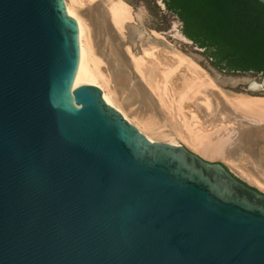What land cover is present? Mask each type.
<instances>
[{
	"label": "water",
	"instance_id": "1",
	"mask_svg": "<svg viewBox=\"0 0 264 264\" xmlns=\"http://www.w3.org/2000/svg\"><path fill=\"white\" fill-rule=\"evenodd\" d=\"M126 1L211 64L162 0ZM79 58L64 0H0V264H264V193L73 88Z\"/></svg>",
	"mask_w": 264,
	"mask_h": 264
},
{
	"label": "bare ground",
	"instance_id": "2",
	"mask_svg": "<svg viewBox=\"0 0 264 264\" xmlns=\"http://www.w3.org/2000/svg\"><path fill=\"white\" fill-rule=\"evenodd\" d=\"M64 2L78 25L80 58L73 88L98 87L106 103L150 141L220 159L239 178L264 190L260 165L251 170L254 174L242 172L240 165L241 155L248 154L264 163V95L226 90L247 79L205 70L199 57L174 45L158 47L154 40L142 43L137 56L125 45V26L133 21L125 0Z\"/></svg>",
	"mask_w": 264,
	"mask_h": 264
},
{
	"label": "trees",
	"instance_id": "3",
	"mask_svg": "<svg viewBox=\"0 0 264 264\" xmlns=\"http://www.w3.org/2000/svg\"><path fill=\"white\" fill-rule=\"evenodd\" d=\"M179 31L222 74L264 77V4L258 0H162Z\"/></svg>",
	"mask_w": 264,
	"mask_h": 264
},
{
	"label": "rangeland",
	"instance_id": "4",
	"mask_svg": "<svg viewBox=\"0 0 264 264\" xmlns=\"http://www.w3.org/2000/svg\"><path fill=\"white\" fill-rule=\"evenodd\" d=\"M125 3H127V1L125 0ZM128 4V3H127ZM131 7V6H130ZM132 8V7H131ZM132 14H133V21L131 22H128L125 26V30H124V34H125V45L129 46L130 49L132 50V52L134 54H136L137 56L140 54V51H141V44L143 43H146V42H152L150 41L147 37H145L142 33V31H139V30H146L148 33L152 34L153 37H155L157 34L158 36H156V38H160L163 40V44H160V43H155L157 44L158 47H161V48H169V46H172L174 45L179 51L185 53L186 55H193L191 54L190 52L180 48L179 46L175 45L174 43H172L171 41H169L168 39H166L165 37H163L161 34H159L158 32H156L155 30H153L149 24L132 8ZM153 32L156 34L154 35ZM165 39V40H164ZM195 56V55H194ZM198 64L204 68L205 70H211L213 71L211 68L212 65L204 60H202L201 58L198 60ZM219 75L221 76H224V77H233V78H238V79H247L248 81L247 82H242L241 84L238 83L237 86L235 88L233 87H228L226 88V90L230 91V92H233V93H247L248 92L246 91V88L247 86L249 85V83H251V81H253L255 79V76L254 75H250V74H238V75H226V74H222V73H218ZM253 96H257V97H260V95H257V94H254ZM263 96V95H262ZM248 154V153H246ZM197 155V154H196ZM199 156V155H198ZM201 157V156H200ZM243 157V158H242ZM252 157V155L250 156L249 154L248 155H241V163L240 165H242L243 167V170H241L242 172L246 173V174H252L255 170L256 172V169L257 166H261L263 165L264 166V163L263 162H260V159L258 158H255L256 155L253 154V157L252 159L250 158ZM203 158V157H201ZM204 159V158H203ZM254 159L256 161V163H254ZM206 161H209V162H216V163H222L223 165H225L227 167V165L220 159H214V160H208V159H204ZM253 160V161H252ZM259 163V164H258ZM251 165H253L254 167H252ZM258 167V169L260 170L261 168V172L264 173V167L261 166V167ZM252 167V169H250ZM263 167V168H262ZM228 168V167H227ZM254 168V170H253ZM229 169V168H228ZM252 170V171H251ZM230 171V169H229ZM231 172V171H230ZM254 172V173H255ZM233 173V172H231ZM236 173V172H235ZM233 173L235 176H237L239 178V176L237 174ZM253 173V174H254ZM241 179V178H240ZM242 180V179H241ZM244 181V180H242ZM246 182V181H244ZM247 183V182H246ZM250 185V184H249ZM252 186V185H250ZM254 187V186H252ZM256 188V187H255ZM258 189V188H257ZM259 190V189H258ZM260 191V190H259ZM261 192L264 193V190H261Z\"/></svg>",
	"mask_w": 264,
	"mask_h": 264
}]
</instances>
